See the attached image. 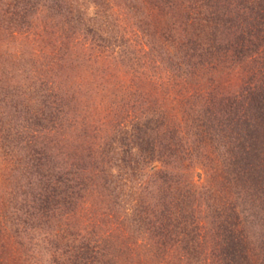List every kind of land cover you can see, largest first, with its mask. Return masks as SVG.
Listing matches in <instances>:
<instances>
[{
  "label": "trees",
  "instance_id": "16d2710c",
  "mask_svg": "<svg viewBox=\"0 0 264 264\" xmlns=\"http://www.w3.org/2000/svg\"><path fill=\"white\" fill-rule=\"evenodd\" d=\"M51 1L52 5L57 6V11H62V17L65 18L62 23L65 34L58 36L55 41L67 46L69 34L74 36L79 24H83L82 9L75 11L77 3L80 5L79 0ZM138 1L161 9L160 18L157 19L160 25L158 52L155 55L151 50V53L155 56L163 54V58L167 53L170 66L167 72L183 68L185 72L182 71L179 76L189 78L192 75L196 77L199 74L198 69L206 67L210 74V88H213L211 92L205 89L198 92L193 82L185 79L182 86L189 94V99L197 101L199 108L189 107L182 117L188 135L180 137L181 141L178 143L174 140V132L177 130L174 127V136L165 144L168 155L179 151L180 162L188 159L191 164L194 160L193 154L201 157L204 160V163L201 162L204 164L202 166L207 172L206 183L198 191L194 184L187 181L183 183L184 188H179L176 187L179 183L174 175L165 169H157L148 182L153 184L159 196H154L151 191L152 198L157 197L155 202L146 204L142 199L135 200L137 206L142 207L140 215L134 217L137 220L135 231L146 226L145 230L155 238L153 247L160 251L158 253L164 254L161 251L177 247L179 252L180 249L184 252L182 259L199 261L196 254L203 252L202 248L212 243L215 247L213 246L210 264H264V48L261 47L264 45V0L136 2ZM20 2L21 8L18 7ZM93 2L99 4V0ZM108 2L109 0H103L102 4ZM10 6L12 10L6 11L8 15L4 13V17L10 15L15 23L21 18L20 11L24 8L26 11L36 8L37 2L13 0ZM149 14L147 16L151 18ZM116 17L109 21V16L96 12L93 20L98 19L100 23L97 27L95 23L89 24L87 30L90 35L99 34L97 36L102 42L100 46L111 47L125 38L121 31L125 30L124 26L118 27L113 23L115 21L124 24V20L120 19L124 17ZM122 44L118 45L120 49ZM123 51L126 52V49L123 48ZM251 57L255 65L247 71V77L239 86L238 92L232 94L233 97L225 95L218 100L221 94L213 91L217 79H220L218 77H221L219 74L233 71L236 64L244 63ZM132 75L125 82L127 89L145 90L142 87L145 78L139 76V73L135 78ZM168 75L169 77L164 76L168 78L164 81H171L174 77L172 73ZM148 76L152 86L164 87L163 81H157V75L151 73ZM46 83L47 80L40 87H32L30 84V94L24 101L28 105H16L13 111L8 112L11 117L9 120L20 119L22 114H28V121L35 125L40 126L49 118V122L53 121L52 128L55 127L56 119H63L60 110L65 106H56V111L48 110L47 97H50V89L53 87H45ZM32 100L37 102L32 105ZM154 112L156 116L149 122L135 121L131 129L122 128L121 134L115 130L101 140L102 151L99 152L105 156L103 166L109 164L104 170L107 173V183H101L105 189H110L119 178L130 179L141 163L143 167L146 166L147 157L155 159L156 150L151 133L160 126L169 127V123L164 112ZM191 144L194 145L192 150L189 148ZM29 146L31 149L35 148L33 143ZM135 148L140 154L130 159V154L137 155L133 151ZM89 150V153L95 152L91 146ZM117 150L120 153L117 154ZM32 151L37 153L36 150ZM176 161L179 160L176 158ZM19 163L22 167L20 171H23L21 180L27 182L17 185L22 189L21 198L13 199V202L17 200L15 203L19 204H11L14 210L9 216L14 225L20 221L23 222V227L27 222L33 226L31 230L24 232L32 253L35 254L34 251L38 250V254L42 255L41 261L46 258L47 264H96V261L97 264L110 263L111 259L108 258L112 256L106 257L101 263L98 260L99 252L103 256H114L118 247L115 243L109 244V241L102 246L99 241L101 237L92 236L93 233L99 236L102 228L98 226L101 222L98 223L96 231L82 235L77 233V223L71 221L67 226L71 229L67 230L61 229V225H64L62 222L58 225L61 230L57 231L54 230L52 218H45L52 211V214H56L53 216L56 223L65 220L63 213L71 205L77 208L80 204L76 201L77 198L81 199L85 195L82 191L85 192L87 188L86 182H76V177H67L50 165L49 161H41L38 155L32 157L31 154ZM113 166L120 167L119 174L113 173ZM182 166L183 169L186 167ZM131 169H134L133 173H129ZM100 176L101 173L98 178ZM109 177L115 178L114 181ZM151 184L147 183L145 186L148 191ZM122 202L119 201L120 204ZM110 212L104 218L113 221ZM67 223L65 221V225ZM18 231L19 228L16 232L19 233ZM109 235L113 237L114 233ZM120 248L119 251L123 254L126 250L123 246ZM102 250L108 251L102 254Z\"/></svg>",
  "mask_w": 264,
  "mask_h": 264
},
{
  "label": "rangeland",
  "instance_id": "374dc122",
  "mask_svg": "<svg viewBox=\"0 0 264 264\" xmlns=\"http://www.w3.org/2000/svg\"><path fill=\"white\" fill-rule=\"evenodd\" d=\"M32 1L37 2L36 8L27 11L24 8L19 12L21 18L14 23L6 13L12 10L10 5L13 0H0V264H47L46 258L41 261L42 255L38 254V250L33 254L29 248L30 243L24 232L31 230L33 226L27 222L23 227V222L20 221L14 225L9 216L14 210L11 204L17 202H13V199L21 198L22 189L17 185L27 182L21 180L23 171H20L22 167L19 162L31 154L32 157L38 155L41 161H49L50 165L67 177H76V182H86L87 188L85 192L82 191L85 195L81 199L77 198L76 201L80 202L77 208L72 205L69 207L70 210L72 208L71 211H66L69 215L63 213L65 220L56 223L53 217L56 214H52V211L45 218H52L54 230L57 231L71 229L67 227L71 221L77 223V233L82 235L96 231L101 222L98 226L102 228L99 236L97 233L92 236L101 237L99 241L102 246L109 241V244L115 243L118 247L114 256H103L99 252L98 260L101 263L106 257L112 256L108 258L111 259L108 264H210L214 250L212 243L204 246L203 252L196 254L199 261L182 259L184 252L182 249L179 252L177 247L161 251L164 254L158 253L160 251L153 247L155 238L145 230L146 226L135 231L137 220L134 218L137 214L140 215L142 209L135 200L142 199L149 204L159 196L153 184L148 182L157 169H165L174 175L179 183L176 187L179 188H184L183 183L187 181L194 184L198 191L207 181L201 157L193 154L191 164L188 159L181 163L179 151L168 155L167 148L165 149V144L171 141L174 133V140L178 143L181 141L180 137L188 135L182 117L189 107L199 108L197 101L189 99V94L182 86L185 79L192 81L198 92L204 89L211 92L213 87L210 88L207 68L198 69L199 74L189 78L179 76L184 71L183 68L167 72L170 69L167 53L165 58L163 54L155 56L158 52L157 38L160 35L157 19L160 18L161 9L153 4L137 3V0H109L103 4V0H99V4H95L94 0H79L80 5L77 3L75 11L82 9L83 24L80 22L74 36L69 34V45L66 46L55 41L58 36L65 34L62 11H57V6L52 5L51 0ZM21 2L18 6L20 8ZM96 12L109 16V21H113L116 16L124 17L120 18L124 20L122 25L121 22H113L118 27L125 28L121 29L125 37L122 42L102 47L99 34L90 35L87 30L89 24L95 23L97 27L100 23L98 19L93 20ZM4 13L7 14L5 17ZM148 13L151 18L147 16ZM121 44L120 49L118 45ZM261 47L264 48V45ZM253 64L255 62L251 57L250 60L239 63V66L236 64L233 71L219 74L221 77H218L220 79H217L214 91L212 90L215 94H221L218 100L225 95L233 97L232 94L238 92ZM138 73L145 78L142 87L146 89H127L125 82L130 79V75L135 78ZM151 73L159 77L158 82H164V87L151 85L148 76ZM168 73H172L174 77L171 81H164L169 77ZM46 80L45 87H53L50 89V97H47L48 110L56 111L59 105H64L60 110L63 119H56L54 128L53 121L49 122V118L39 126L28 121V114H22L20 119L9 120L11 117L8 112L13 111L16 105H28L24 101L30 94L29 87H40ZM43 91L45 93V89ZM34 102L37 101L32 100V105ZM154 111L164 112L169 123V127L163 125L151 133L156 150L155 159L147 157L146 166L143 167L141 163L130 179L119 178L110 189H105L101 183H107V173L104 170L109 164L103 166L105 156L100 154L101 140L115 130L121 134L122 128L131 129L135 121L149 122L156 116ZM174 127L177 130L173 133ZM31 142L34 149L29 146ZM89 146L95 151L93 154L89 153ZM189 148L192 150L194 145L191 144ZM32 150L37 153L34 154ZM133 151L137 155L130 154V159L140 154L137 148ZM118 153L120 152L117 150ZM182 165L188 168L183 169ZM112 169L113 173L120 172L118 166H113ZM133 172L134 169L129 170V173ZM88 177L92 179L89 180ZM109 178L113 181L115 179ZM180 179L182 181L179 182ZM147 183L152 185L149 186V191L145 188ZM151 191L157 197L152 198ZM119 201H123L122 204ZM108 211H111L109 215L116 216H111L113 221L104 218ZM65 221H68V225H65ZM62 222L63 226L60 224ZM58 225H61V229ZM17 228L20 234L16 232ZM111 232L114 233L113 237L109 235ZM122 246L126 250L123 254L119 251ZM106 251L108 250L101 252L103 254Z\"/></svg>",
  "mask_w": 264,
  "mask_h": 264
}]
</instances>
